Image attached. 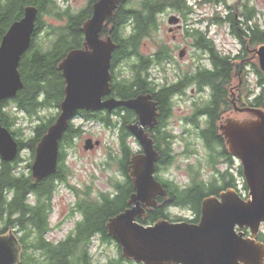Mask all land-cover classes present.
<instances>
[{"label":"trees","instance_id":"trees-1","mask_svg":"<svg viewBox=\"0 0 264 264\" xmlns=\"http://www.w3.org/2000/svg\"><path fill=\"white\" fill-rule=\"evenodd\" d=\"M95 2L96 0H88L85 7L74 11L69 6H61L58 0H0V41L9 26L22 18L24 8L34 6L38 10L30 46L21 57L17 68L23 88L14 98L3 101L0 105V126L6 127L18 143V154L13 161L0 160V235L5 234L9 229L17 235L18 242L22 246L20 264H91L84 248L87 242H90V237L95 235L100 243H112L118 249L116 257L102 264H134L127 262L121 256L119 246L117 247L110 239L105 227L108 219L129 209L127 202L134 192L129 176V162L134 151L129 142L132 135L127 129V125L133 124L136 120V114L132 110L123 107L114 109L122 113L123 121L119 126L118 150L107 155L116 166V175L110 182V188L91 197L89 187L81 196H78V191L72 187L78 198V202H75V211L82 215L83 219L76 224L74 235H69L64 241H47L46 236L50 231V203L54 190L60 185L68 184L67 177L70 171L66 166L67 149L71 148L73 140L81 135V128L69 122L59 142L58 160L53 175L34 181L29 168L37 144L55 122L64 99L65 83L57 66L61 64L67 53L83 49L84 34L81 28L91 17ZM196 2H201V5L226 6L227 0H121L119 2L118 8L111 17L113 25L111 30L107 31L104 28L100 33V38L110 37L115 44L110 64L111 98L129 100L140 95H149L151 101L161 109V113L169 112L170 99L176 87L156 83L150 76V70L172 59L170 49L165 43L160 41L159 44L160 42L156 41V49L150 54H144L142 50L144 42L158 33L161 14L169 11L186 19V15L191 13ZM241 2L235 6H226L228 10L223 17L215 13L207 20L206 29L195 27L186 29L187 37L194 41L193 47L202 50L208 60V66H198L192 73L193 81H196L199 87H208L210 92L209 100L201 107L203 110H200L207 115L205 127L201 129L207 151L214 150L213 147L218 150L223 148L216 122L229 108L228 88L237 79V71L244 67L243 64L238 65V62L244 61L253 49L264 45V24L257 22L256 10L249 5L251 0ZM44 16L57 21L59 25L46 23L43 20ZM223 24L228 26L229 35L238 43L239 51L236 55L219 52L208 37L209 26ZM42 41L46 43V47ZM119 64L127 68L123 75L115 70ZM251 67L255 83L250 87L247 83L249 73L243 76L241 97L245 104L242 107L250 106L264 110V72L260 71L258 63H252ZM9 104L25 117L38 120L30 126L29 134L25 138H21L22 130L11 129L17 118L10 116L4 110ZM47 110L54 112L48 118L47 115H42ZM76 114L86 122L91 120L100 122L102 120L98 118L101 116L103 118V115L96 111H79ZM163 114L160 117V124H163L166 118ZM103 121L106 125H111L109 118ZM196 121V117H193L192 122L195 126ZM150 138L153 140L154 150L160 153L155 168L158 170L160 167L163 169L170 166L172 160L169 143L166 142L164 133L163 136L152 135ZM22 150H26L30 157L26 173L17 168L21 160L18 155ZM186 154L188 156L189 152L187 151ZM208 158V163L211 164L212 155ZM192 170L193 166L189 165L187 174H191ZM157 180L162 182L159 178ZM220 190L216 182L208 186L201 182H192V185L183 190L177 187L169 192L178 204L190 206L197 213L204 197L216 195ZM243 190L248 192L245 184ZM32 198L33 201L30 202ZM160 211V208H151L146 212L145 220L137 221L141 225L153 224L161 217ZM78 247H81V250H78Z\"/></svg>","mask_w":264,"mask_h":264},{"label":"water","instance_id":"water-1","mask_svg":"<svg viewBox=\"0 0 264 264\" xmlns=\"http://www.w3.org/2000/svg\"><path fill=\"white\" fill-rule=\"evenodd\" d=\"M120 0H99L92 6L91 17L83 24V49L73 50L59 64L65 88L64 99L55 122L47 129L36 146L31 168L32 180L53 175L58 160L59 142L73 115L85 111H113L123 107L137 115V121L127 129L142 153L130 158V177L134 192L127 204L129 209L108 219L105 227L110 239L119 247L121 256L137 264H262L257 257L262 247L253 239L243 238L241 231L250 230L254 238L264 223V110L237 107L242 118L227 117L219 122V135L228 153L239 159L247 199L227 190L202 203L197 225L157 221L141 225L145 209L156 206L158 195L164 194L155 178L158 158L153 140L145 133L157 123L156 104L149 95L129 100L108 98L110 67L115 44L110 37L100 38L102 27L118 8ZM38 10L27 6L22 18L13 22L0 41V105L15 97L23 88L18 72L21 57L28 50ZM179 17L170 15L169 25L179 24ZM170 31V30H169ZM185 52L181 50L179 57ZM260 71L264 72V45L255 50ZM1 110V107H0ZM6 127L0 126V160L13 161L18 143ZM99 142L86 140L84 150H92ZM235 227L240 230L238 233ZM12 229L0 235V264H20L22 246Z\"/></svg>","mask_w":264,"mask_h":264},{"label":"rangeland","instance_id":"rangeland-1","mask_svg":"<svg viewBox=\"0 0 264 264\" xmlns=\"http://www.w3.org/2000/svg\"><path fill=\"white\" fill-rule=\"evenodd\" d=\"M87 0H58L61 6H69L72 10L77 11L86 6ZM242 0H227L226 6H235L241 2ZM195 5V3H194ZM192 7L191 13L186 15V19H182L177 13H170L169 11L164 12L160 15V28L158 33L154 35L153 38L147 39L144 42V47L142 52L144 54H150L152 50L156 49V41L163 42L168 45L170 49V55L172 59L166 61L162 64V66H154L150 72L153 80H155L158 84H167L169 83L175 74V70H186V71H195L198 66H207L208 61L205 54L199 53L193 46H191L193 39L187 37L186 30L180 29L175 32L177 35V40L174 42L171 38L172 33L168 32L170 28H173L176 25H169L168 18L170 15H175L181 19L180 25H187L188 29L193 27L199 29H206L208 19L212 18L215 13H218L219 16H225V12H227V7L224 5H202V6H194ZM256 10V20L260 24H264V0H251L250 4ZM235 13V11H234ZM43 20L46 23H50L53 25H59V23L55 20H51L48 16H44ZM185 26V25H184ZM208 37L213 41L216 49L228 55H236L238 54L239 47L238 43L229 35L228 26L226 24L223 25H211L208 27ZM155 40V41H154ZM43 42V41H42ZM40 42V43H42ZM161 42L159 44H161ZM46 47V43H42ZM184 49L185 54L182 58L179 57L180 50ZM257 49V48H255ZM253 49V50H255ZM202 54V55H201ZM251 52L247 56V61L243 62V69L245 67H249L247 73H249L247 78V83L250 87H253V83H255L254 76L252 75V67L251 64H257L258 60ZM126 66L123 64H119V66L115 69L117 72H121L123 75L124 71H126ZM246 74V73H245ZM237 84V79L233 81V85ZM195 96V95H194ZM193 99H196L194 97ZM4 110L10 116H16L17 120L14 125H12L11 129L14 130H22L23 135L21 138H25L29 134L30 126L34 125L38 122L35 118H28L20 112H17L11 104L4 108ZM183 111L185 109L183 108ZM182 111V112H183ZM174 116L171 119L172 124H176L175 132L176 135H179L181 132L180 118L183 115L174 111ZM52 110H47L42 115L50 116L53 114ZM186 116V114H184ZM244 117L243 115H241ZM241 117V118H242ZM237 118V116H236ZM73 124L79 126L82 130L81 135L78 136L75 140H73V144L71 148L67 149V166H69L72 177L68 179V185L74 187L76 191H78L79 196H81L82 192L85 191L88 187L91 190V197H95L100 192H105L110 188V182L114 179L116 175V166L113 161L108 159L109 152H116L118 150V140L116 139V135H112L109 130L101 127L97 123L92 122H82L79 118L72 120ZM171 124V125H172ZM195 133L193 132L191 136L184 135L185 141L180 143H175V150L183 151L185 147V143L194 144L193 149H195L198 154H203V150L201 148L200 143L195 142ZM92 140V142H99L98 146L94 145L92 150H84V142L86 140ZM132 151L138 152L140 146L133 139L130 141ZM190 146V145H188ZM191 148V147H190ZM188 148V149H190ZM138 150V151H137ZM191 150V149H190ZM26 150H22L18 156H20L21 160L19 162V169L28 172L27 164L30 161L29 155H27ZM201 156V155H198ZM196 158L192 156V154L188 156H180L176 161H174V165L169 167V173L176 182L186 183L188 182V174L186 172L188 164L195 162ZM72 189V188H71ZM69 189L68 186L60 185L56 188L55 193L51 200V213L49 216V225L50 231L47 233V241L59 242L63 240L66 235H68L71 227L74 222L79 219V215L73 213L71 215V208L75 202V196L73 189ZM242 192L245 193L242 189ZM75 194V195H74ZM33 201V198L30 199V202ZM93 248L91 250L92 256L94 259H98L100 261H104L106 259L114 258L117 255L114 245H102L95 242L93 244Z\"/></svg>","mask_w":264,"mask_h":264},{"label":"flooded vegetation","instance_id":"flooded-vegetation-1","mask_svg":"<svg viewBox=\"0 0 264 264\" xmlns=\"http://www.w3.org/2000/svg\"><path fill=\"white\" fill-rule=\"evenodd\" d=\"M97 1H99V0H96V2ZM193 1H195V0H193ZM87 2H88V0L86 1V3ZM202 5H205V4H202ZM202 5H201V2H196L195 7L196 6H202ZM236 17H237V15H235V19H237ZM180 23H181V19L179 21V24H177L173 28H170L169 29L170 31L168 30V32L172 33L171 38L174 42H176V40H177V35H175V32H177V30H180V29H182V30L187 29L186 24H184L185 25L184 26L183 24L180 25ZM112 26H113L112 25V19L108 18L105 22V25L102 28L103 29L105 28V29H107V31H110ZM193 42L194 41H192L191 46H193ZM182 50L185 51L184 49H182ZM196 50L199 53L205 54L200 49H196ZM255 50H253L252 52L254 53L253 55L257 58V55L255 54ZM246 61H247V59L245 58L244 61H239L238 65H241L243 62H246ZM234 62H235V60H234ZM248 70H249V67L248 68L245 67L244 69H239V71H237L238 72L237 84L233 85V82H232V84H230L231 86L228 88L229 108L227 109V111L225 113H222L220 115V119L218 120V122H216L217 127L219 126V122L222 121L223 119L227 118V117L236 118V116H237V118H241L242 117L241 115L245 116V114H241V113L237 112V110L235 111L234 108H235V105L237 107L241 108L242 105L245 104L243 101L244 100L243 97H241L242 96L241 91H242V85H243V76L245 75V73L247 74ZM192 73H193V70H191L189 72L186 70L185 71L184 70H175V74H174L173 79L169 83L166 84V85H171L173 87H176L175 91H174V93L170 99L171 102H170L169 112L166 114H163V113H161V109H159V107L156 106V112L155 113H156L157 123L154 124L155 125L154 127L145 129V133L147 135H150V137L152 135H154V136L155 135H162L163 136V133H164V137L166 139V142L169 143L168 146L170 149V155H171V160H172L171 161L172 163L170 164V166H167L166 168L164 167L163 169L161 167L158 170L155 169V174H154L155 178H156V180H157V178H159L162 181V182H159L157 180L161 184L160 187H162L163 192H164V194L158 195L154 199V200H156V206L153 208H160L161 209L160 212H162L161 217H159L157 219V221H167L169 223H178V224L179 223H187L189 225H191V224L197 225L198 222L200 221V217H201L202 203L208 197H217L221 193H223L227 190H233L239 197L243 198L244 200L248 198L247 193L244 190L243 191L245 193L242 192L243 184L245 182H244L243 176H242L241 163H240L239 159L235 158L234 156H232L231 154L228 153V150H227V147H225L226 145H225L223 138L221 137L222 141H223V148H220V150H218V148H216V147H213L214 150L210 151L208 149V151H207V149L205 148L204 139L201 136V129L203 130V128L205 127L207 115L204 113H201L200 110H203L201 107L203 105H205V103L209 100L210 92H209L208 87H199L198 83H196V81H193V79H192L193 74ZM151 78L153 80L152 76H151ZM194 97H196V99H193ZM108 98H111V96L109 95V96L103 97L102 100H106ZM183 108L185 109V111H183ZM82 111H85V110H81V112ZM174 111H178L183 115V117L180 118L181 119L180 123H178L181 125V132L179 135H176V132H175L176 124H172V122H171V119L173 118L174 113H175ZM96 112H99V114L103 115V118H102V116L100 118H98V119H101L102 121L99 122L97 120L96 121L91 120V121H87V122L99 124L101 127L109 130V132L112 133V135H114V133L116 132L115 135L117 138H119V134H120V132H119L120 127L119 126H121V123L123 121V119L121 117L122 113H120L116 110H113L111 112H108L106 110H100V111H96ZM161 114H163V117L164 116L166 117L163 120V124H160ZM184 114H186V116H184ZM193 117L194 118L196 117V120H197L196 126L192 122ZM76 118H79L82 122H86V121H83L80 118V115H78V114H76V115L74 114L73 118H71V120L69 122H72V120L76 119ZM108 118L111 121V125H106L105 122L103 121V120L108 119ZM136 121H137V115H136L135 122ZM193 132L195 133L194 141L200 143L201 148L203 150V154H198V152L195 149H193L194 144H192V143H188V144L185 143L186 148H183L184 150L182 152L174 149L175 143H180L182 141H185L184 135L191 136ZM218 135H219V131H218ZM131 139H133V136ZM133 140L135 141V139H133ZM188 145H190V146H188ZM188 148H190L191 150ZM140 150H141V148L139 149V151L137 150L138 152H134V154H141L142 151H140ZM187 151L189 152V155L192 154V156L194 158H196V160H195V162L188 164L187 173H188L189 165L193 166V170H192L191 174H188V177H189L188 182L182 184V183L176 182V180H174L172 178V176L170 174H168L169 173L168 169H169V167L174 165V163H175L174 161H176V159H178L180 156L187 155L186 154ZM157 154H158L157 159L159 161L160 153L157 152ZM189 155H188V157H189ZM198 155H201V156H198ZM210 155H212V158H210L212 160L211 164L208 163V161H209L208 157ZM213 155H215V157ZM32 163H33V161H32ZM66 163H67V160H66ZM207 163H208V165H207ZM68 170L70 171V173L67 177L69 179V177H72V172H71L69 166H68ZM30 174H31V168H30ZM192 182H196V183L201 182V183H204V185H206V186L213 185V183L215 184V182H216V185L221 188V190L218 191L216 195L213 194V195L204 197V199L202 200V202L200 204V208H199L197 213L195 211H193L192 207H190V206L185 207L183 205L178 204V202H176L174 199H172L171 193L169 192L170 190L177 188V187H178V189L183 190V189L189 187L190 185H192ZM63 186H65V187L68 186L69 189L72 188V186H70L68 184L63 185ZM75 202H78V198L76 196H75ZM75 202H74L73 207L71 208L72 213L70 216H72L73 213H75V214L79 215V219H77L74 222V224L71 227L68 235H66L65 238L63 240H60V241L66 240L69 235H71V236L74 235V233L76 231V228H75L76 224L83 219V216L75 211V205H76ZM150 209L151 208L145 209V212H144L145 218H138V219L145 220L146 216H147L146 212H148ZM235 231L238 233L240 230H238V228L235 227ZM241 233L243 234V238L253 239L255 241V243L262 245V247L257 248L258 251L262 252V254L260 253V256L257 257V259L260 260L262 264H264V223L260 225L259 231L257 232V235L254 238L251 236L250 230L247 228H244L241 231ZM97 238H98L97 235L90 237V239H89L90 242H87V245L84 248L86 250L85 252H86L88 258L91 261V264H98V263L102 264V263H106V261L108 260V259H106L104 261H100L98 259L93 258L92 253H91V250L94 246L93 244L95 242H97V245L98 244L106 245V243H100ZM107 245H109V244H107ZM117 247H118V245H117ZM78 250H81V247H78ZM115 250L117 252L118 249L115 247ZM120 250L121 249H119V251ZM120 253H121V251H120ZM127 262H129V261H127ZM125 264H128V263H125ZM134 264H137V263H134ZM237 264H242V263L240 261H238Z\"/></svg>","mask_w":264,"mask_h":264}]
</instances>
